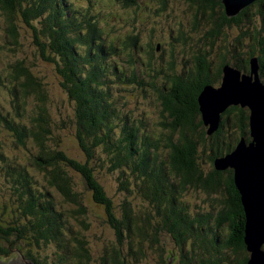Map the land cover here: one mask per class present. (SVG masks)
Returning a JSON list of instances; mask_svg holds the SVG:
<instances>
[{
    "label": "trees",
    "instance_id": "trees-1",
    "mask_svg": "<svg viewBox=\"0 0 264 264\" xmlns=\"http://www.w3.org/2000/svg\"><path fill=\"white\" fill-rule=\"evenodd\" d=\"M85 1L87 6L76 10L75 0H0V92L4 88L9 95L4 103L0 99V138L3 129L11 131L15 139L10 145L24 157V161L12 162L14 167H9L7 175L22 188L12 194L18 210L25 218L36 217L30 228L40 238L39 249L52 247L53 251L42 260L28 252L25 260L94 264L89 238L81 234L89 228L80 219L87 210L69 169L83 177L115 231V244L96 262L132 264L129 258H134L140 263L141 257L146 258L142 247L149 244L158 253V264H247L246 217L234 171L216 170L215 160L231 153L241 138L250 141V111L227 109L221 115L220 128L209 136L199 97L207 86L222 84L226 66L250 74L253 59L259 61L264 84V0H256L233 17L223 0H151L157 11L167 10L170 24L176 27L162 30L167 37L160 36L172 53L166 66L172 75L165 80L147 75L154 46L143 44L135 24L141 0H110L121 6L133 24L130 29H117L115 36L100 25L104 23L99 20L106 17L98 12L99 6L95 10L94 0ZM109 22L107 18L105 24ZM22 30L31 33L32 43H36L33 59L30 53L19 57V52H24ZM245 39L250 44L246 45ZM110 54L120 58L110 64ZM7 55H12V60ZM35 61L55 69L63 93L74 103L76 137L88 163L61 150L58 131L66 126L65 118L60 114L62 108L59 117H54L56 100L51 84L35 73ZM108 64L111 69L116 66L117 82L142 87L143 94L159 104L163 119L148 135L144 133L145 121H135L138 117L131 118V111L117 108L112 101L113 74ZM142 65L150 69L144 71ZM5 144L0 140V147H12ZM97 149L101 152L96 153ZM107 160L110 171L120 170L118 191L125 199L119 205V217L114 199L97 179L99 172H105ZM9 162L7 159L5 164ZM33 168L45 185L30 173ZM127 172L137 174L143 201L140 208L127 200L134 183ZM187 195L196 201L188 203ZM57 196L70 210L57 202ZM15 231L5 230L0 223V261L11 251L2 242L11 245L9 237ZM172 235L179 256L176 249L168 253L162 244L164 237L172 239Z\"/></svg>",
    "mask_w": 264,
    "mask_h": 264
},
{
    "label": "rangeland",
    "instance_id": "rangeland-1",
    "mask_svg": "<svg viewBox=\"0 0 264 264\" xmlns=\"http://www.w3.org/2000/svg\"><path fill=\"white\" fill-rule=\"evenodd\" d=\"M141 9L137 11L136 16L138 17L137 27L140 29V34L142 33V42L144 45L151 44L154 46L151 53H149L150 63H151V70L147 65H142V69L145 71L149 70L147 72V75H151L155 78H158L160 80H165V78H169L171 76V71L167 70V60H169L172 56V53L169 52V49L164 47L162 40H160V36L167 37V34H163L162 30H170L176 28L175 26L170 24L169 19V13L167 10L157 11L156 3L151 0H141ZM185 2V1H184ZM183 3V2H181ZM180 4L179 8L181 9L184 5ZM187 3V2H185ZM75 9H81L82 7L87 6V2L85 0H76L74 2ZM224 5V4H223ZM93 6L96 10L95 6H99L98 12H104V16L100 19L99 16H97V19L104 23L100 24L104 27V30L107 34L115 36L117 35L118 31L122 30V26L127 27V29L132 28V22L129 21V17L127 14L122 10L121 6L118 7L117 3H114V1L110 0H94ZM224 7H226L224 5ZM183 9V8H182ZM184 10V9H183ZM179 14V13H177ZM101 16V14L99 13ZM131 17H134V14H131ZM107 18H109L110 22L105 24V21H107ZM19 21H21L19 19ZM98 21V22H99ZM183 24V23H182ZM114 26V29L111 30V27ZM35 27L37 28L36 24ZM249 28V27H248ZM118 29V31H116ZM152 29V30H151ZM191 29V27H190ZM151 30V32H149ZM153 31V32H152ZM235 34L238 36L239 29L237 28L235 31ZM246 41V39H245ZM20 42V41H19ZM21 43L24 45V52H19V57H27L29 53L32 56L35 54V47L36 43H32L31 39V33L26 32L22 30V40ZM246 45L250 44L248 40L245 43ZM22 48V49H23ZM25 53V55H24ZM110 60L109 63L113 64L112 62H115L114 60L119 59L120 57L117 55L110 54ZM12 56V55H11ZM8 56L10 60H12V57ZM6 58V57H5ZM31 58H29L28 61H30ZM258 60V59H257ZM121 63V61L119 62ZM259 63V61H258ZM35 73L37 75L42 76L43 79L48 81L51 84V92L52 97L56 100L55 110H54V117L57 119L59 117L58 110L62 108L61 113L65 119L66 126L64 128H61L58 131V135L60 138V147L62 145V149L69 157L80 161L81 163H88L87 155L84 153L83 149L80 147L79 142L77 141V120L74 117V103L69 102L66 95L63 93L61 88V82L62 80L60 77H58L55 69L51 66L45 65L42 61H35ZM122 64V63H121ZM109 70L115 71L114 68L111 69L109 64L107 65ZM3 67L2 63L0 62V76H3ZM146 74V73H145ZM260 74V73H259ZM250 75V74H249ZM157 79V80H158ZM111 80L114 82L116 81L115 77L111 76ZM158 80V81H160ZM1 81V79H0ZM3 81V80H2ZM4 82V81H3ZM112 82V83H113ZM216 87V86H215ZM139 88V89H138ZM2 89V88H1ZM142 87H139L137 85H124L119 82H115L112 86V101L115 105H117V108H124V110L131 111L130 117L137 119H134L135 121L142 120L145 121V134L150 133L151 127L155 126L157 123H160V120L163 119L161 117V108L157 102L152 103L153 101L147 96L143 94ZM6 95H8V91H6L4 88L0 92V99L5 102ZM9 97V95H8ZM7 97V98H8ZM12 99V98H11ZM62 101V103H60ZM12 102V100H11ZM2 103V104H3ZM60 104V107H59ZM61 121V120H60ZM137 128H139L141 125L139 123H136L135 125ZM141 128V127H140ZM120 131V130H119ZM1 138L0 140L4 143H6V146H12L10 143L14 141V136L11 131H9L7 128L3 129L1 132ZM128 135V132H125ZM141 135V134H140ZM148 135V134H147ZM141 137V136H140ZM151 138V137H150ZM15 146H12L9 149H4V147H0V160H2L0 163V223L2 224V227L5 230L8 229H17L10 237L9 241H11V245L7 241L2 242V246L7 249L11 250L10 253L6 257L2 258H21L25 259V254H28V252L31 254H34L36 257L40 258L41 260L50 254V251L53 252L51 249L52 247H48L49 249H39V243L40 238L35 235L34 232L31 230V223L34 224L35 221L33 220L36 217H33L32 219L27 217L26 218L22 215V212L18 210L19 205L16 202V199L13 198L12 194L15 193V190L22 191V188L20 184H16L14 182V179L12 177H9L7 174L8 171H11L9 167H14L12 162L15 161V159H20L24 161L23 155H19L18 151H15ZM4 149V152L2 151ZM1 151L2 154L5 156V160L1 158ZM101 151L99 149L96 150V153H100ZM7 156V157H6ZM106 156H101V159L105 161ZM7 159L10 161L7 165L5 164L7 162ZM98 159V158H96ZM97 163V161H94ZM93 163L92 165H94ZM108 160L106 163H103L106 165L105 172L97 175V179L103 186L106 194L114 199L115 201V208L117 216H121L119 205L123 200L125 199L124 193L119 192V172H112L109 170V164ZM70 176H72L74 182H75V188L76 191L82 196V203L87 210V214L80 216L81 221H85L89 228L86 231H82L81 234L85 237L89 238L91 249L93 252V262L94 264H100L99 262H96L98 260L99 256H104V251L107 247H110L111 244H115L116 237H115V231L110 227V225L107 222V216L105 213V210L103 207L98 205L94 202L93 194L90 191V189L87 187L86 182L84 181L83 177L71 170L68 169L67 171ZM30 173L34 176V178L39 182H41V185H45V182L43 181V178L41 177L40 173L35 169H30ZM128 176L131 178V180L134 182L132 185V193L128 196V202L136 208H140L141 203H143L142 199H139V194L141 193L139 189L140 183L138 181V178L136 177L137 174L134 173H128ZM134 174V175H133ZM13 180V182H12ZM11 194L12 197L7 196ZM188 196V195H187ZM63 198L60 196H57V202L59 204H63ZM190 200V201H189ZM200 200V199H199ZM182 202L187 201L188 203L191 201H196L195 198L188 196L186 200H182ZM179 200V202L181 203ZM182 204V203H181ZM65 204L62 205L64 207ZM67 205H65L66 207ZM195 205H192L191 209L192 211L197 214L198 211H196L195 208H193ZM70 210V208L67 206ZM75 208V207H74ZM17 211V212H16ZM61 211V210H60ZM69 220V219H68ZM70 223L74 224L75 221L72 219L70 220ZM169 234L170 232L166 230ZM171 235V234H170ZM36 238V240H35ZM164 243H162L166 249V251L169 253L171 251L175 252L176 249V256H179L178 253V247L176 245V239L172 235V239L168 238L167 236L163 239ZM178 244V243H177ZM12 246V247H11ZM146 253V258L141 257L140 263H135L134 258H129V263L132 264H158V261L156 262L157 255L155 251L149 246V244H146V246L142 247ZM20 250L21 252H19ZM122 250V248L120 249ZM124 252L127 251V247L125 246L123 248ZM28 260V259H27ZM32 264H35L31 260H28Z\"/></svg>",
    "mask_w": 264,
    "mask_h": 264
},
{
    "label": "water",
    "instance_id": "water-1",
    "mask_svg": "<svg viewBox=\"0 0 264 264\" xmlns=\"http://www.w3.org/2000/svg\"><path fill=\"white\" fill-rule=\"evenodd\" d=\"M256 0H223L229 16H237ZM260 64L251 62L249 74L224 68L219 87L207 86L199 97L203 122L208 135L220 128L221 115L231 107L250 111V141L241 138L229 154L215 160L218 171H234L246 217L245 245L250 255L247 264H264V84ZM0 264H32L21 258H2Z\"/></svg>",
    "mask_w": 264,
    "mask_h": 264
},
{
    "label": "bare ground",
    "instance_id": "bare-ground-1",
    "mask_svg": "<svg viewBox=\"0 0 264 264\" xmlns=\"http://www.w3.org/2000/svg\"><path fill=\"white\" fill-rule=\"evenodd\" d=\"M197 147V146H196Z\"/></svg>",
    "mask_w": 264,
    "mask_h": 264
}]
</instances>
